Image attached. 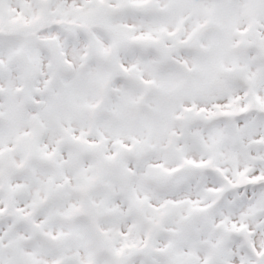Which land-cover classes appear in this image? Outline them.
<instances>
[{
  "label": "snow or ice",
  "instance_id": "6c2138e0",
  "mask_svg": "<svg viewBox=\"0 0 264 264\" xmlns=\"http://www.w3.org/2000/svg\"><path fill=\"white\" fill-rule=\"evenodd\" d=\"M0 264H264V0H0Z\"/></svg>",
  "mask_w": 264,
  "mask_h": 264
}]
</instances>
